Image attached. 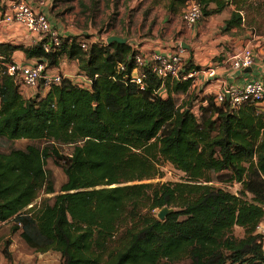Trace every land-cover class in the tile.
I'll use <instances>...</instances> for the list:
<instances>
[{"label": "trees", "instance_id": "16d2710c", "mask_svg": "<svg viewBox=\"0 0 264 264\" xmlns=\"http://www.w3.org/2000/svg\"><path fill=\"white\" fill-rule=\"evenodd\" d=\"M188 1L153 4L178 14ZM197 1L201 19L235 5L226 22L231 30L242 27L250 0ZM17 50L48 69L63 58L75 60L92 86L64 79L45 96L26 98L6 72ZM136 52L116 41L83 48L76 39L64 40L51 52L43 42H0V137L30 141L0 151V224L13 221L12 232L22 228L28 243L42 253L59 252L62 264H264L258 230L264 218V103L233 108L230 100L218 105L211 97L198 116L191 101L180 103L172 94L187 91L190 79L168 80L166 98L149 69L144 89L131 80ZM199 69L188 62L182 73ZM64 145L72 147L67 155ZM49 158L67 176L58 193ZM161 159L187 180L147 182L163 177ZM213 174L240 183L241 193L211 184ZM163 207L172 211L160 221L155 210ZM236 227L243 236L235 235ZM12 243L5 241L9 259Z\"/></svg>", "mask_w": 264, "mask_h": 264}, {"label": "crops", "instance_id": "0c3cea01", "mask_svg": "<svg viewBox=\"0 0 264 264\" xmlns=\"http://www.w3.org/2000/svg\"><path fill=\"white\" fill-rule=\"evenodd\" d=\"M1 1L3 8L0 9V42L17 46H31L38 43L40 41L38 35L31 33L18 23H9L4 19L5 15L12 10V0ZM54 1L55 0H49L48 5L41 10L47 14L55 27H57L62 38L69 42L76 39L80 43L86 42L88 45H91L89 41L77 37V35H79L78 33H71L73 31H70V28L68 29L62 21L54 19L51 16L50 10L54 5ZM228 8H230L231 11L229 16L226 17L225 13ZM234 10L235 8L233 5H230L219 14L204 17L191 28L185 23L184 26L180 23V13L172 14L166 11L167 15L165 18H167V20L172 19L173 21L171 22H173V26L169 31L163 33V35H158L159 29H157L153 31L152 35H143L140 41L126 37L132 47H137L146 54L158 52L173 55L180 46L185 45L186 64L191 62L192 65L199 66L200 69L194 70L195 74L193 77L189 78L190 86L187 91L172 94L179 99L180 103L191 101L193 111L201 115V107L208 106L209 98L213 97L215 100L216 95L223 89L231 86L243 87L249 81L254 80L264 81V44L261 43L262 41L251 37L250 33H236L241 31L239 30L241 28L231 29L230 31L236 33L232 36H222L221 31H219V26L222 22H225L222 27L226 29V22L231 17V13ZM183 28H185V32ZM111 35L122 36V34L110 33L107 35V38ZM182 37H185V40H182ZM221 43L226 45L229 44L231 47L226 50L224 47H219ZM245 47H250L254 50L256 61L252 67L234 69L231 65V57L242 51ZM30 60L31 59L26 58L23 51L17 50L12 56L11 61L26 62ZM209 68L216 69L217 74L215 77L208 76L207 69ZM48 73L53 76L62 74L65 79L79 86L80 81L87 82V76L80 70L78 62L67 58H63L59 66L49 68ZM166 83L159 89V94L165 98L168 97L169 94ZM91 86L86 88H91ZM48 90L49 88L46 89L45 87H40L38 89L24 88L21 93L24 97L31 98L38 94L45 96Z\"/></svg>", "mask_w": 264, "mask_h": 264}, {"label": "rangeland", "instance_id": "374dc122", "mask_svg": "<svg viewBox=\"0 0 264 264\" xmlns=\"http://www.w3.org/2000/svg\"><path fill=\"white\" fill-rule=\"evenodd\" d=\"M248 5L242 12L244 23L239 29L241 31L236 33H250L251 37L260 39L261 43L264 44V0H250ZM233 7L236 8L235 5ZM230 11L231 9L228 8L225 13L226 17L229 16ZM50 13L54 19H59L68 29L70 28V31H73L71 33H78L77 37L89 41L90 44L107 42V35L110 33L122 34L123 37L127 36L140 41L143 35H152L153 31L157 29H159L158 35H163L173 26V22H171L173 20L165 18L167 15L165 8L162 5H154L153 0H55ZM182 14L183 10L180 12L181 16L179 18L180 23L184 26ZM224 23L222 22L219 26L222 36L236 34L226 30L228 26L226 29L223 28ZM189 31L191 33L190 29ZM182 40H185V37H182ZM219 47H224L227 50L231 46L221 43ZM196 115L199 116V114ZM29 143L30 141L26 139L8 140L0 137V151L7 152L13 148H25ZM60 150L67 155L72 151V147L64 145L60 147ZM160 164L164 173L163 177L147 180V182L165 183L187 180L186 174L175 168L170 162L161 159ZM46 167L54 176L57 193L60 192L61 186L67 180L63 168L54 158L48 159ZM219 177V174H213L214 182H211V184L223 187L235 194L241 193L243 188L240 183H226L220 180ZM55 194H42L41 198L53 197ZM246 199L252 201L253 194L247 192ZM160 210H155V213L161 221L162 219L158 216ZM13 223V221H10L0 224V264H62V256L59 252L42 253L28 243L21 236L22 228L12 232ZM258 230L264 234V218ZM235 235L238 237L243 236L244 230L241 227H236ZM7 239L13 241L9 248L12 259H9L5 254V241ZM115 242L119 243L120 241ZM187 262L183 261L176 264H186Z\"/></svg>", "mask_w": 264, "mask_h": 264}, {"label": "built area", "instance_id": "2783aa9c", "mask_svg": "<svg viewBox=\"0 0 264 264\" xmlns=\"http://www.w3.org/2000/svg\"><path fill=\"white\" fill-rule=\"evenodd\" d=\"M49 0H12L11 12L6 14L4 19L9 23H18L28 31L40 37L39 42H43L46 52L59 49L64 39L60 32L54 27L47 14L41 9L47 6ZM202 7L197 0H189L183 10L182 19L188 27H194L202 18ZM83 48H87L86 42L80 43ZM138 52L133 55L134 67L130 73V78L141 89L146 86L149 69L156 75L163 84L168 80H187L193 77L194 71L183 74L186 64L185 48L180 46L173 55L163 53L146 54L134 47ZM256 61L254 50L245 47L239 53L231 57V65L234 69H246L252 67ZM118 69L126 71L127 65L120 64ZM6 72L14 77L17 85L22 91L24 88H37L40 85L46 89L53 84H60L65 78L62 74L50 75L47 63L36 59L26 62L10 61L6 64ZM209 77L216 76V69H207ZM92 80L87 77V82L80 81V86L89 87ZM225 100H230L233 108H238L246 102L264 103V81H249L243 87L231 86L223 89L216 95L215 101L221 105Z\"/></svg>", "mask_w": 264, "mask_h": 264}, {"label": "water", "instance_id": "95a60500", "mask_svg": "<svg viewBox=\"0 0 264 264\" xmlns=\"http://www.w3.org/2000/svg\"><path fill=\"white\" fill-rule=\"evenodd\" d=\"M120 42V43H127L128 42V38L127 37H122V36H119V35H111L107 38V42L108 43H111V42ZM185 46V45H184ZM172 209L168 208V207H163L160 212H159V218L164 220L165 217L167 216V214L169 212H171Z\"/></svg>", "mask_w": 264, "mask_h": 264}]
</instances>
